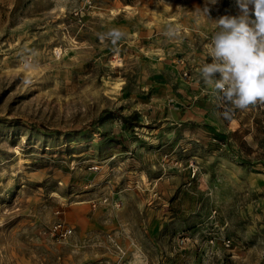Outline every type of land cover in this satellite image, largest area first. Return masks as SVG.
Masks as SVG:
<instances>
[{
	"label": "rangeland",
	"instance_id": "374dc122",
	"mask_svg": "<svg viewBox=\"0 0 264 264\" xmlns=\"http://www.w3.org/2000/svg\"><path fill=\"white\" fill-rule=\"evenodd\" d=\"M238 14L235 0H0V264H264V128L237 156L164 117L195 107L215 19ZM112 28L115 45L99 38Z\"/></svg>",
	"mask_w": 264,
	"mask_h": 264
},
{
	"label": "clouds",
	"instance_id": "9594fccd",
	"mask_svg": "<svg viewBox=\"0 0 264 264\" xmlns=\"http://www.w3.org/2000/svg\"><path fill=\"white\" fill-rule=\"evenodd\" d=\"M235 4L238 15L215 19L219 30L206 45L211 62L199 69L218 105L228 106L221 113L226 120L232 119L235 110L264 105V0H235ZM204 14L209 16L208 8ZM179 31V26L169 28L166 35L175 37ZM125 35L112 28L99 38L115 45Z\"/></svg>",
	"mask_w": 264,
	"mask_h": 264
},
{
	"label": "crops",
	"instance_id": "0c3cea01",
	"mask_svg": "<svg viewBox=\"0 0 264 264\" xmlns=\"http://www.w3.org/2000/svg\"><path fill=\"white\" fill-rule=\"evenodd\" d=\"M161 48L168 57V60L163 63V66L168 70H170V68L172 70L176 67L174 62L176 59L173 58V55L176 51H179L180 48L170 45L166 40L162 43ZM196 75L199 76V72H197ZM194 84L197 88L196 90L189 92V95L198 97L197 104L194 105L195 107H191L184 112L178 109H171V111L167 115H164V117H172L176 121H179L184 116L187 119H196L200 123L197 124L200 127H198L200 131H203L204 134H212L219 137L222 136L225 140L228 139V151L233 152L237 156H244V152L242 148H239L238 144L240 139H242L241 141L243 142V139L247 137L246 132L248 130L249 133H252L254 132L255 127L256 130L264 128V126L261 125V123L264 124V119L256 117V112H254L258 107L263 109L264 105L257 104L244 111L236 110L234 117L231 120L226 121L221 115V109L213 94L212 88L203 83L201 76H199L198 82ZM257 160H263V158L259 157Z\"/></svg>",
	"mask_w": 264,
	"mask_h": 264
},
{
	"label": "built area",
	"instance_id": "2783aa9c",
	"mask_svg": "<svg viewBox=\"0 0 264 264\" xmlns=\"http://www.w3.org/2000/svg\"><path fill=\"white\" fill-rule=\"evenodd\" d=\"M76 15H79L80 20L82 19V12L76 10L75 11ZM187 74V72H185V75ZM228 107L227 105L222 106V109L224 110V108ZM222 110V111H223ZM213 141H215L218 144H225L226 140L224 139V137L222 136H214L213 137ZM59 212V211H58ZM54 233H57L60 236H66L69 235L72 232V228L68 227L65 225V223L61 220H59L53 228ZM223 244L227 247L231 246L232 244V240L229 237H224L223 238Z\"/></svg>",
	"mask_w": 264,
	"mask_h": 264
},
{
	"label": "bare ground",
	"instance_id": "6f19581e",
	"mask_svg": "<svg viewBox=\"0 0 264 264\" xmlns=\"http://www.w3.org/2000/svg\"><path fill=\"white\" fill-rule=\"evenodd\" d=\"M129 5H126V7L125 8H127ZM131 9V8H130ZM59 53H61V52H59Z\"/></svg>",
	"mask_w": 264,
	"mask_h": 264
}]
</instances>
